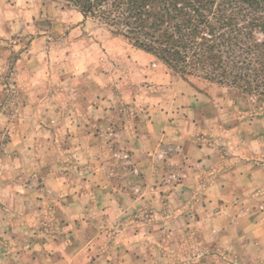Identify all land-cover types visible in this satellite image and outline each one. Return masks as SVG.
<instances>
[{"label": "rangeland", "instance_id": "obj_1", "mask_svg": "<svg viewBox=\"0 0 264 264\" xmlns=\"http://www.w3.org/2000/svg\"><path fill=\"white\" fill-rule=\"evenodd\" d=\"M0 264H264V102L0 0Z\"/></svg>", "mask_w": 264, "mask_h": 264}, {"label": "trees", "instance_id": "obj_2", "mask_svg": "<svg viewBox=\"0 0 264 264\" xmlns=\"http://www.w3.org/2000/svg\"><path fill=\"white\" fill-rule=\"evenodd\" d=\"M182 79L264 102V0H57Z\"/></svg>", "mask_w": 264, "mask_h": 264}]
</instances>
